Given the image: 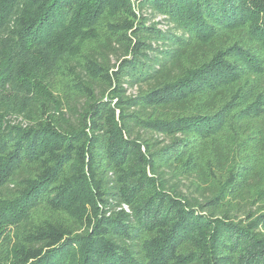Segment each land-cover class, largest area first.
Segmentation results:
<instances>
[{"label":"trees","instance_id":"1","mask_svg":"<svg viewBox=\"0 0 264 264\" xmlns=\"http://www.w3.org/2000/svg\"><path fill=\"white\" fill-rule=\"evenodd\" d=\"M0 264H264V0H0Z\"/></svg>","mask_w":264,"mask_h":264},{"label":"rangeland","instance_id":"2","mask_svg":"<svg viewBox=\"0 0 264 264\" xmlns=\"http://www.w3.org/2000/svg\"><path fill=\"white\" fill-rule=\"evenodd\" d=\"M160 19H161L160 17H156V18H155V21L160 22ZM160 26H161V24H160ZM112 61H114V58H113V57H112ZM129 91H130V92H131V91L134 92L133 90H129Z\"/></svg>","mask_w":264,"mask_h":264}]
</instances>
